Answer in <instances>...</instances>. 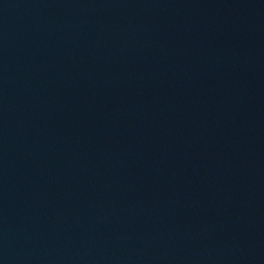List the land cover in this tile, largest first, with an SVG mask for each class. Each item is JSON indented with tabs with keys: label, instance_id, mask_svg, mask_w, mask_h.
<instances>
[{
	"label": "water",
	"instance_id": "obj_1",
	"mask_svg": "<svg viewBox=\"0 0 264 264\" xmlns=\"http://www.w3.org/2000/svg\"><path fill=\"white\" fill-rule=\"evenodd\" d=\"M201 0H0V264H78Z\"/></svg>",
	"mask_w": 264,
	"mask_h": 264
}]
</instances>
